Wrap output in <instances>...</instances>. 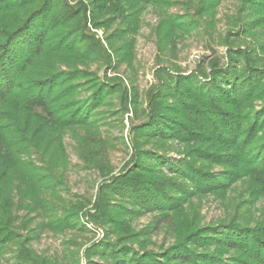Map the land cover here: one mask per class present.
I'll use <instances>...</instances> for the list:
<instances>
[{"label":"trees","instance_id":"obj_1","mask_svg":"<svg viewBox=\"0 0 264 264\" xmlns=\"http://www.w3.org/2000/svg\"><path fill=\"white\" fill-rule=\"evenodd\" d=\"M218 1H200L196 15L211 25ZM238 1L247 19L241 33L264 28V0ZM174 2L84 0L75 8L66 0H0V256L14 246L17 263L48 264L14 231V211H40L53 233L84 232L85 222L104 228L114 240L92 244L84 254L110 264H264V208L252 226L235 220L203 226L193 206L206 196L224 198L236 184L252 205L264 199V59L253 50L227 45L224 65L211 61L208 70H172L159 78L146 95L142 121L131 128L128 165L117 176L99 168L100 109L120 89L87 70L111 59L87 34L86 14L93 25L118 23L105 42L117 61L130 63L133 44L126 39L136 35L147 8L160 17L162 47L192 33L194 20L168 14ZM101 15L106 18L94 22ZM128 103L139 107L135 93L121 94L120 106ZM77 129L85 137L74 135ZM67 132L87 167L102 172L91 210L82 202L66 206L60 195L69 165ZM145 214H154L151 224L135 232L133 219ZM159 229L170 232L173 243L147 250Z\"/></svg>","mask_w":264,"mask_h":264},{"label":"rangeland","instance_id":"obj_2","mask_svg":"<svg viewBox=\"0 0 264 264\" xmlns=\"http://www.w3.org/2000/svg\"><path fill=\"white\" fill-rule=\"evenodd\" d=\"M200 1L204 0H175L169 9V15L188 16L196 23L192 33L177 40L174 46L162 47L157 42L156 26L160 20L158 14L151 8L142 12L140 29L136 35H129L126 39L133 44V57L130 63L117 61L113 49L105 42V38L119 27L118 23H111L110 27L102 26L101 23L93 25L89 21V13L86 14L87 34L102 44L105 53L111 59L110 65L103 61H94L87 66V70L99 81L118 84L120 89L119 93L108 99L111 105L100 109L103 119H100L99 138L104 146L101 150L103 160L100 159V170L109 171L111 176H117L130 162L133 153L131 128L142 121L146 95L152 88L157 87L159 78H164L172 70H178L184 75L197 72L199 69L208 70L207 66L211 61H218L219 65H224L227 45L253 50L264 59V28L255 29L249 34L241 33L247 19L239 13L238 0H219L211 25L207 16L199 17L195 13ZM66 2L76 8L77 4L84 0ZM104 17L98 16L94 22H101ZM258 45L262 46V51L258 49ZM122 93H126L127 97L135 93L139 107L135 109L129 103L126 109L124 106L121 107ZM74 135L83 138L85 131L77 129ZM73 138V134L67 132L63 139L69 165L64 172V185L60 195L66 206L82 202L87 206L86 210H91L103 179L100 175L102 172L94 166L87 167ZM141 147L150 148L149 145ZM166 154L173 159L181 158L175 152L167 151ZM40 159L39 155H34L37 165H40ZM193 206L201 216L203 226L229 220L252 226L260 218L264 199L252 205L244 186L236 184L224 198L206 196L193 200ZM14 215V231L18 241L25 243L36 257L48 264H110L98 257L87 258L84 254L92 244L114 240L104 228L84 221L87 229L84 232L67 230L53 233L44 228L48 219L40 211L37 213L14 211ZM153 217L154 214H145L133 219V230L138 232L149 226ZM173 240L170 232L159 229L149 239L146 248L159 252L170 246ZM13 250L14 246L6 249L0 256V264H19L13 259Z\"/></svg>","mask_w":264,"mask_h":264}]
</instances>
